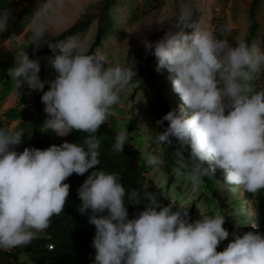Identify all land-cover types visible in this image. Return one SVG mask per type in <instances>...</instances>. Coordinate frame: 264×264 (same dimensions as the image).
Segmentation results:
<instances>
[{
    "label": "clouds",
    "instance_id": "9594fccd",
    "mask_svg": "<svg viewBox=\"0 0 264 264\" xmlns=\"http://www.w3.org/2000/svg\"><path fill=\"white\" fill-rule=\"evenodd\" d=\"M77 3L40 0L31 15L33 44L39 45L67 8ZM192 15L190 4L181 3L175 23L165 34L155 42H143L146 52L157 59L156 71H168L173 90L182 101L178 111L171 104L173 111L157 121L158 125L167 121L168 126L156 133V138L168 147L176 142V172L167 155L172 171L169 179L183 177L196 192L205 177L214 179L216 170L221 169L229 192L240 190L254 197V209L248 212V218H253L232 223L230 214L222 212L227 220L216 212L193 222L187 210L174 211L173 205H164L151 192L142 199L136 189L127 190L118 173L95 170L101 163L98 130L116 115L115 107L135 73L110 64L102 55L87 54L81 43L70 41L49 45L60 49L49 60L58 74L55 80H41L39 62L23 50L8 69L17 92L27 85L43 93L41 102L48 117L44 128L57 137H67L73 131L86 136L82 143L65 141L44 150L18 152L15 148L22 144L24 130L0 127L2 252L27 247L46 231L52 217L64 212L70 195L65 181L92 170L78 189V211L88 215V223L95 226L93 264H264V234L249 229L254 227L259 193L264 190V90L255 88V81L264 73V50L244 40L233 47L212 31L193 27ZM12 18L10 9L0 10V33L8 30ZM187 28L194 31L187 34ZM46 84L49 90L44 91ZM128 136L127 129L116 134L115 153L123 152ZM186 148H190L189 159L185 158ZM144 158L150 171L162 163L154 154ZM205 163L209 167H204ZM146 177L150 182L148 173ZM217 196L222 209V198ZM143 200L148 201L146 208L130 219L126 201L140 204ZM234 224L244 231L237 228L231 233ZM229 235L233 239L223 249L222 242Z\"/></svg>",
    "mask_w": 264,
    "mask_h": 264
},
{
    "label": "rangeland",
    "instance_id": "374dc122",
    "mask_svg": "<svg viewBox=\"0 0 264 264\" xmlns=\"http://www.w3.org/2000/svg\"><path fill=\"white\" fill-rule=\"evenodd\" d=\"M2 1L5 2V6L8 5L13 17L8 30L3 32L10 33L6 38L8 41L2 40V44L0 43L6 45L5 49H9L6 57L15 58L18 51L23 50L30 54H28L30 58L48 61L60 51L58 46L50 48L49 45H63L74 41L81 43L87 54L102 55L110 64H120L135 73L127 90L121 94V103L115 107L116 115L110 117L108 121L119 131L133 127L131 137L135 139L136 146H143L141 150L143 157L146 154H154L160 158L161 165L158 169L151 168L148 179L162 187L166 185L170 187L172 184L175 189L181 185V180L173 177L169 179L172 173L170 162L167 161L164 146L158 143L156 138L155 114L149 104L148 92L152 83H149L147 89L145 84L153 79V84L161 89L176 111L182 105V101L173 90L168 71L166 69L159 73L156 71L157 59L152 52H146L143 42L145 40L155 42L160 39L170 25L175 23L180 4L188 3L193 10L190 21L193 27L208 29L218 38L227 39L233 47L241 40L249 43L250 39L264 50V0H78L76 5L67 8L60 22L46 33L39 45H34L31 38V15L40 0ZM101 30L103 35L98 36ZM193 31L194 28L185 29L187 34ZM251 36L254 37L251 39ZM150 55L153 63L148 62L150 63L148 70L142 64ZM5 83L6 86H11L8 78ZM255 85L264 89V73H261ZM47 90L49 85L45 86V91ZM38 100H41V97ZM36 103L40 104L37 101L35 106ZM11 105L12 102H7L8 107ZM9 127L16 128L17 123H9L7 128ZM186 153L190 158V148H186ZM204 167L209 165L205 163ZM212 177L221 187L219 194L223 203L222 210L223 213L230 214L231 222L251 220L253 217L248 218V212L254 209V197H247L246 193L240 190L236 193L229 192L223 184L224 173L221 169H217ZM184 194L182 198H177L172 193V201L179 203V209L188 211L191 221L198 220L201 215H211L207 203L209 195L204 198L200 193L192 191L191 186L186 187ZM211 196V200L215 201V196L213 194ZM237 228L244 231L240 224H234L231 233ZM217 251H222L220 246Z\"/></svg>",
    "mask_w": 264,
    "mask_h": 264
},
{
    "label": "trees",
    "instance_id": "16d2710c",
    "mask_svg": "<svg viewBox=\"0 0 264 264\" xmlns=\"http://www.w3.org/2000/svg\"><path fill=\"white\" fill-rule=\"evenodd\" d=\"M2 0H0V10L9 8L5 6ZM25 14V13H24ZM23 16V15H22ZM21 20V18H20ZM19 20V21H20ZM76 29V28H75ZM78 31V30H75ZM9 34H5L0 37V42L6 39ZM103 35V30L98 32V36ZM252 35V34H251ZM254 36H251L252 39ZM100 39L98 38V41ZM252 41L249 39V44ZM150 60L145 59L143 66L149 70ZM148 64V65H146ZM9 64H2V68L8 67ZM0 67V68H1ZM152 79V73H151ZM3 81L2 73L0 72V83ZM145 84V89L149 87V83H152V87L149 90V104L154 111L156 119V131L157 133L164 131L168 122L165 121L163 124L158 125L157 121L161 120L164 115L169 111H173L171 104L163 95L161 89L154 83L153 79ZM257 91L264 90L260 89L255 85ZM44 107L33 115L29 116L28 110L22 112L12 111L7 116V119L14 120L16 118H22L23 125L18 129L24 130V138L21 145L16 146L15 150L23 152L25 148H37L47 149L52 145H61L65 141L69 143H82L85 138V133H79L73 131L67 137H57L50 130L44 128V122L48 118L47 114L43 111ZM0 127L6 128L3 124ZM129 137L127 144L125 145L122 153H115L112 145L116 134L119 132L116 126L112 125L111 122H107L102 125L98 130V138L101 140L99 148L100 152V165L95 170H104L108 173H118L121 177V182L127 190L136 189L140 192L141 198L143 199L146 192L155 194L164 205H173V210H177L178 203L172 202V196L180 198L187 186H191L183 177H180L181 185L171 189L169 186H156L153 181H148L146 174L149 173L150 167L147 166V161L142 156V146H136L134 144L135 139L131 137L133 127H129ZM132 139V140H131ZM159 143V142H158ZM165 151L171 162L173 171L176 172V164L174 158V151L176 149V142L173 141V145L168 147L163 145ZM185 158L188 159V153L185 150ZM90 170L83 176L73 174L65 183L70 185V195L68 197L67 204L64 212L59 216H53L50 222L49 228L37 235L32 243L27 247H18L13 249L10 253L4 251L0 253V264H93L95 257V249L92 246V242L95 236V226L88 223V215H82L78 211L81 201L78 197V189L87 179V176L91 174ZM206 197L210 196L207 200L209 204V210L212 214L216 212L222 213L221 200L217 196L219 194L218 186L215 184L214 179L211 177L204 178V184L201 186L199 191H196ZM173 193V195H172ZM215 196V201L211 200L212 196ZM148 205L147 200H143L140 204H131L126 201V207L128 209L129 218H135L138 214L143 211ZM256 215L253 220V226L249 229L264 234V190L259 193V204L256 206ZM90 214V213H89ZM105 214H107L105 212ZM223 214V213H222ZM224 215V214H223ZM225 216V215H224ZM228 220L227 216H225ZM225 223V227L230 228V223ZM246 224V223H242ZM250 225V224H249ZM232 237L222 242V247L225 249L227 244L232 241ZM53 247L49 249V247ZM23 258V261H22Z\"/></svg>",
    "mask_w": 264,
    "mask_h": 264
},
{
    "label": "crops",
    "instance_id": "0c3cea01",
    "mask_svg": "<svg viewBox=\"0 0 264 264\" xmlns=\"http://www.w3.org/2000/svg\"><path fill=\"white\" fill-rule=\"evenodd\" d=\"M3 35H4L3 32L0 33V37ZM6 41L8 40L4 39V42ZM1 44H0V67L2 66V64H6V63H8L9 66L6 68H2V67L0 68V72L2 73V77H3V81L0 83V125L3 124L7 128L9 123L16 122L17 123L16 129H18L21 127V125H23L22 118L18 117L14 120H11V119H7V116L10 114V112L14 110L18 112H22L23 110H28L29 116L33 117V115L36 114L40 110V108L45 107L44 104L43 105L41 104L42 103L41 100H38L43 95V93L38 92V91H32L31 89L27 87V85H23L18 90V92L14 89L13 82L10 80V77L8 76L7 73H8V69L15 65V58L6 57V55H8L9 49H5L6 45H1ZM19 52L20 51H18V54ZM30 59L33 61L39 62L40 68H41L39 76L41 80L43 81L55 80L58 74L56 72L53 73L54 70L51 68L49 64V60L46 61L45 59H42V58H33V57ZM50 71H53V72L50 73ZM7 78L11 81V84H10L11 86H8V85L6 86L5 81L7 80ZM37 101H39L40 104L36 103V106H35V102ZM7 102L8 103L12 102V105L8 107Z\"/></svg>",
    "mask_w": 264,
    "mask_h": 264
},
{
    "label": "built area",
    "instance_id": "2783aa9c",
    "mask_svg": "<svg viewBox=\"0 0 264 264\" xmlns=\"http://www.w3.org/2000/svg\"><path fill=\"white\" fill-rule=\"evenodd\" d=\"M50 249H52V247H50Z\"/></svg>",
    "mask_w": 264,
    "mask_h": 264
}]
</instances>
